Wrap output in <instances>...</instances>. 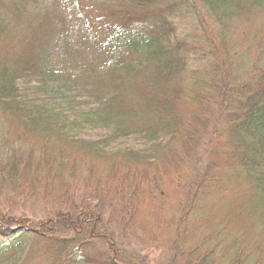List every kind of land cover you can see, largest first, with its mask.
Returning a JSON list of instances; mask_svg holds the SVG:
<instances>
[{
	"label": "trees",
	"instance_id": "1",
	"mask_svg": "<svg viewBox=\"0 0 264 264\" xmlns=\"http://www.w3.org/2000/svg\"><path fill=\"white\" fill-rule=\"evenodd\" d=\"M45 1L0 0V264H264V0L97 5L121 51Z\"/></svg>",
	"mask_w": 264,
	"mask_h": 264
},
{
	"label": "rangeland",
	"instance_id": "2",
	"mask_svg": "<svg viewBox=\"0 0 264 264\" xmlns=\"http://www.w3.org/2000/svg\"><path fill=\"white\" fill-rule=\"evenodd\" d=\"M71 1L74 0H46L43 4H40V7L37 12H40L46 17L47 23H48V40L52 44L50 47H53V44H56L57 40L61 39V27L60 22L62 20H65L67 23H69L70 20L77 21V18L75 16L76 8L71 3ZM79 4L80 8L83 7V11L87 16V20L89 23V27L92 30L94 36L97 37V40H95L93 43H90L89 45H85V43L80 42V26H78V22H72V27L74 26L75 30H72L71 32H75L78 30V40H75V44L72 46L73 51H121V50H113L112 48H109L107 40L110 37L111 29H113V21L110 22L103 18L100 14L99 9L97 8V5L102 4H108V5H116L119 3H123L124 0H75ZM82 4V5H81ZM77 7V5H76ZM32 13L34 16L36 15L35 11L32 10ZM73 15V16H72ZM69 19H68V18ZM177 22L184 25L185 20L177 18ZM77 24V26H76ZM182 25V28H183ZM70 27V28H72ZM184 29H187V27ZM70 32V33H71ZM82 33V32H81ZM77 38V31L74 33ZM55 42V43H53ZM52 50V48H51ZM57 51V50H55ZM126 51V50H124ZM127 51H134V50H128ZM58 62V61H57ZM59 65L63 66V64L58 63ZM68 66V65H64ZM90 136L92 138L97 137L98 135L102 134L101 130H95L89 132ZM142 139L139 136H132L130 137L127 142H125L126 145L130 146H141L142 145ZM19 206V205H18ZM20 207H26L27 208V214L34 217L35 213H38L39 207L37 205L35 206H20ZM147 250L143 248L140 253L142 257H148L147 260L153 259L155 257H159L160 254L158 251Z\"/></svg>",
	"mask_w": 264,
	"mask_h": 264
}]
</instances>
